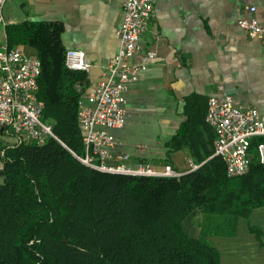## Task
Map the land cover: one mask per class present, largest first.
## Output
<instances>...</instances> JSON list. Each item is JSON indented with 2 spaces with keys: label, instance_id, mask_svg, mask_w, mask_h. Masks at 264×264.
Masks as SVG:
<instances>
[{
  "label": "trees",
  "instance_id": "trees-1",
  "mask_svg": "<svg viewBox=\"0 0 264 264\" xmlns=\"http://www.w3.org/2000/svg\"><path fill=\"white\" fill-rule=\"evenodd\" d=\"M59 31L53 21L4 28L8 46L37 45V96L45 103L44 120L63 144L53 138L41 145L0 143V264H222L208 237L234 236L238 218L264 206V163L255 143L246 172L228 176L210 146L215 134L203 115L204 128L212 133L206 146L198 145L187 122L165 141L167 151L189 147L197 165L178 177L85 166L67 149L82 151L75 84L85 89V72L65 65ZM137 160L171 165L168 156ZM190 214L200 228L198 237L182 226ZM248 229L264 247L261 229L251 224Z\"/></svg>",
  "mask_w": 264,
  "mask_h": 264
},
{
  "label": "crops",
  "instance_id": "crops-1",
  "mask_svg": "<svg viewBox=\"0 0 264 264\" xmlns=\"http://www.w3.org/2000/svg\"><path fill=\"white\" fill-rule=\"evenodd\" d=\"M121 2L7 0L4 17L11 25L59 23L61 46L65 50L82 49L91 63L85 73L84 86L88 90L102 77L104 65L117 50L115 31L122 15ZM250 5L256 8L253 16L263 23L264 0L156 1L148 29L140 36L142 48L153 50L156 56L126 92L125 124L112 130L119 149L135 154V145L142 143H131L134 137L129 128L139 123L168 127L169 133L164 137L167 141L180 124L187 122L193 125L189 133L194 132L198 145L206 146L212 133L202 121L211 95H230L237 105L256 108L264 116V49L237 24L239 16H248L246 7ZM4 37L1 34V40ZM14 46L37 57L35 44ZM6 138L1 132L0 143ZM164 140L144 144L150 148L147 156H168L175 170H187V162L192 161L189 147L167 151ZM210 146L213 147V140ZM193 218V214L187 216L182 226L189 235L198 237L200 228ZM249 224L264 234V206L253 209L247 218L239 217L234 236L208 237L219 250L222 264H264V247L249 231Z\"/></svg>",
  "mask_w": 264,
  "mask_h": 264
},
{
  "label": "built area",
  "instance_id": "built-area-1",
  "mask_svg": "<svg viewBox=\"0 0 264 264\" xmlns=\"http://www.w3.org/2000/svg\"><path fill=\"white\" fill-rule=\"evenodd\" d=\"M156 1L122 0V15L115 31L119 40L116 52L104 65L103 75L93 88L87 90L81 88L80 83L75 84L80 92L77 125L82 151L76 153L66 148L92 169L133 176L178 177L181 174L169 164L135 161L138 156L148 157L150 148L137 144L132 155L118 148V140L112 133L125 124L129 86L138 81L148 62L156 56L153 50L143 49L140 44V36L148 29ZM6 2L0 0V131L11 132L15 141L30 140L41 145L53 138L63 144L43 118L45 103L37 96L40 60L1 40L7 24ZM246 10L248 16H239L237 24L264 49V22L253 16L255 6H247ZM64 60L69 69L85 73L91 66L84 51L78 48L67 49ZM204 120L214 131L213 153L225 163L228 176L246 172L253 142L260 162L264 163V116L256 108L239 106L230 95H211L206 101ZM187 166L190 170L197 168L192 161H188Z\"/></svg>",
  "mask_w": 264,
  "mask_h": 264
},
{
  "label": "rangeland",
  "instance_id": "rangeland-1",
  "mask_svg": "<svg viewBox=\"0 0 264 264\" xmlns=\"http://www.w3.org/2000/svg\"><path fill=\"white\" fill-rule=\"evenodd\" d=\"M129 130L132 136L134 137L131 143L138 142L142 144L153 143V141L157 139L164 140V137H166L167 134L169 133L168 127H164V126L159 127V126L152 125V124L146 125L142 123L132 125L131 128H129ZM174 132H175V129H174ZM7 137L8 138H6V140L10 142H13L15 139L13 138L14 136H7ZM0 182H1V178H0Z\"/></svg>",
  "mask_w": 264,
  "mask_h": 264
},
{
  "label": "water",
  "instance_id": "water-1",
  "mask_svg": "<svg viewBox=\"0 0 264 264\" xmlns=\"http://www.w3.org/2000/svg\"><path fill=\"white\" fill-rule=\"evenodd\" d=\"M0 175H3V173H2V172H0Z\"/></svg>",
  "mask_w": 264,
  "mask_h": 264
}]
</instances>
